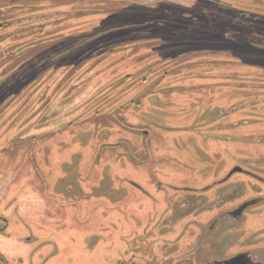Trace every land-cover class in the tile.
<instances>
[{
	"label": "rangeland",
	"instance_id": "obj_1",
	"mask_svg": "<svg viewBox=\"0 0 264 264\" xmlns=\"http://www.w3.org/2000/svg\"><path fill=\"white\" fill-rule=\"evenodd\" d=\"M262 10L258 0H0L9 264H146L189 193L157 190L160 180L208 189L217 215L231 205L219 179L237 160L264 178V37L240 31L264 36ZM189 12L202 22L178 16ZM254 177L228 184L254 197L264 184ZM245 213L237 242L262 229L264 203Z\"/></svg>",
	"mask_w": 264,
	"mask_h": 264
},
{
	"label": "flooded vegetation",
	"instance_id": "obj_2",
	"mask_svg": "<svg viewBox=\"0 0 264 264\" xmlns=\"http://www.w3.org/2000/svg\"><path fill=\"white\" fill-rule=\"evenodd\" d=\"M258 1L264 3V0ZM174 10L180 12L182 9L178 7V9ZM235 10H237L238 13L240 11L245 12V9L241 8ZM189 14L190 15L184 14L182 16L187 20L190 18L196 20V17H191V12H189ZM241 14V16H243L242 18L246 17V13ZM178 16L181 17V15ZM257 25L264 27V23ZM240 31L243 35H249L257 39H262V37H264L255 31ZM232 170L233 172L231 173ZM236 173H243L251 177L255 176V179L261 180V182L264 183V178L252 169L248 160H237L228 173L219 179L222 181L220 186H226L224 196H229L228 203H231V205L219 209L220 212L217 215L216 213L213 214L212 212H208V209L210 210L217 204V202H215L217 196H208V189L205 191H198L197 189H200L198 187L184 189L168 182H161V180L157 183V190H168V188H173L177 191L188 190L189 193L188 195H183L187 196L185 199L187 202L183 201L180 205L184 206L181 208L176 222H174L172 226L165 227L169 234L162 236V238H164V240H162V245H160V247L150 245L145 247L146 249L148 248L149 251V253L145 255L146 264H264V224L261 227L262 229L258 228L257 232L247 237L243 242H237L240 236L239 232H242L241 228H243L242 225L245 223V212L248 211L251 205L255 206L264 203V184L256 189L258 194L254 197H242L240 194L235 193V188L232 187L233 184H228ZM127 182L137 188L142 194L151 197L148 190L138 183L134 181ZM213 182L210 183V185L207 183L204 187L208 188V186H210L209 188L216 187V189H218L219 186L216 184L212 186ZM224 183H226V185H223ZM193 202H195V204H192ZM208 203H210V205H208ZM193 205L195 208L196 205H198V210L192 212L187 211L189 207ZM8 226L9 220L7 213L4 214L0 211V234L9 237L10 235L6 232ZM228 227L238 229L234 231V235L226 238L227 231L225 232V230H227ZM255 234L257 236L253 239ZM224 240L230 241L225 245L226 242H223ZM164 246L165 248L163 250L162 248ZM150 247L154 249V254L150 253L152 251L149 249ZM3 251L4 248H0V264H9V260ZM166 251L169 254L163 256V254H166ZM125 263V261L119 260L116 264Z\"/></svg>",
	"mask_w": 264,
	"mask_h": 264
},
{
	"label": "trees",
	"instance_id": "obj_3",
	"mask_svg": "<svg viewBox=\"0 0 264 264\" xmlns=\"http://www.w3.org/2000/svg\"><path fill=\"white\" fill-rule=\"evenodd\" d=\"M156 8V7H155ZM161 11H163V12H168V10L167 9H164V8H162L161 9ZM181 17L182 18H184V19H186L185 17H183L182 15H181ZM192 19V18H191ZM157 22H161V20L159 21V20H156ZM196 21H202V20H200L199 18H196ZM1 22V21H0ZM3 29V26H2V23H0V31Z\"/></svg>",
	"mask_w": 264,
	"mask_h": 264
},
{
	"label": "water",
	"instance_id": "obj_4",
	"mask_svg": "<svg viewBox=\"0 0 264 264\" xmlns=\"http://www.w3.org/2000/svg\"><path fill=\"white\" fill-rule=\"evenodd\" d=\"M235 171V170H234ZM233 172V170L231 171V173Z\"/></svg>",
	"mask_w": 264,
	"mask_h": 264
}]
</instances>
